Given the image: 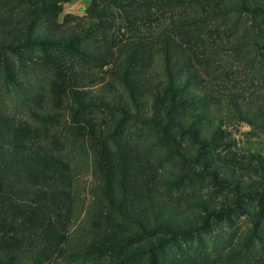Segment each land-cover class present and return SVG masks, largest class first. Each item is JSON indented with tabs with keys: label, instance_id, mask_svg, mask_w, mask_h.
Wrapping results in <instances>:
<instances>
[{
	"label": "rangeland",
	"instance_id": "obj_1",
	"mask_svg": "<svg viewBox=\"0 0 264 264\" xmlns=\"http://www.w3.org/2000/svg\"><path fill=\"white\" fill-rule=\"evenodd\" d=\"M0 153V264H264V0H0Z\"/></svg>",
	"mask_w": 264,
	"mask_h": 264
},
{
	"label": "trees",
	"instance_id": "obj_2",
	"mask_svg": "<svg viewBox=\"0 0 264 264\" xmlns=\"http://www.w3.org/2000/svg\"><path fill=\"white\" fill-rule=\"evenodd\" d=\"M26 135L22 140L26 142L33 141L28 136L30 130L24 127L22 130ZM11 161V158H10ZM0 167L11 170L9 160L0 153ZM2 172L0 178V194L4 192V182L7 181L6 175ZM228 175L227 178H229ZM23 199L17 193H8V204L0 206V253H24L40 246L39 256L45 258L50 252L47 233L54 229L51 219L45 220L43 216V205L30 197L20 193ZM45 244V245H43Z\"/></svg>",
	"mask_w": 264,
	"mask_h": 264
}]
</instances>
